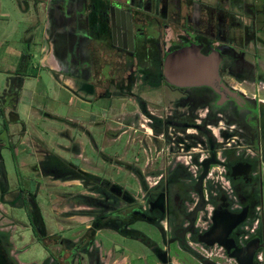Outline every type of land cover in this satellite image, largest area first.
<instances>
[{
	"label": "flooded vegetation",
	"instance_id": "1",
	"mask_svg": "<svg viewBox=\"0 0 264 264\" xmlns=\"http://www.w3.org/2000/svg\"><path fill=\"white\" fill-rule=\"evenodd\" d=\"M47 2L55 69L82 100L108 101L110 135L119 137V118L132 129L134 154L124 168L137 189L80 178L97 196L89 224L76 236L50 234L57 246L44 245L39 260L10 259L0 244V264H126L96 239L100 228L141 244L153 264H264V99L229 82L263 78L244 49L262 42L264 0ZM191 45L218 55L215 85L167 79L166 55ZM18 84L13 78L0 97L15 104ZM33 222L38 242L44 232Z\"/></svg>",
	"mask_w": 264,
	"mask_h": 264
},
{
	"label": "rangeland",
	"instance_id": "2",
	"mask_svg": "<svg viewBox=\"0 0 264 264\" xmlns=\"http://www.w3.org/2000/svg\"><path fill=\"white\" fill-rule=\"evenodd\" d=\"M47 1L0 0V96L13 81L21 53L27 56L26 73L34 71L33 75L23 76L15 107H10L14 106L10 95L0 97L3 110L0 129L3 120H7L5 134L0 133V170H4L0 174V187L3 192L6 190L2 199L7 201L1 203L0 194V244L10 259L19 257L22 262L39 260L43 246L51 245L50 234L76 236L89 224L97 196L80 178L97 176L125 189H137L124 168L134 154L130 143L132 129L120 123L119 118V137L110 135L116 124L102 110L108 101L95 99L93 95H86L87 101L82 100L66 89L76 87L73 80L65 76L64 70L55 69ZM259 39L261 43L248 45L244 51L245 59L255 64L256 72L263 78L250 85L233 79L229 82L240 87L245 84L251 93L264 99L263 33ZM72 77L78 82L77 77ZM123 102L117 101L119 116ZM11 110L16 112L17 121H12ZM138 129L142 134L143 128ZM137 144L139 154L134 161L142 167V144L139 141ZM64 161L67 163L62 168ZM29 217L44 232L38 242L31 237ZM135 226L142 229L139 224ZM96 239L104 249L114 245L119 252L117 258L126 264L154 262L141 244L122 238L111 229H98ZM137 255L140 259H136Z\"/></svg>",
	"mask_w": 264,
	"mask_h": 264
},
{
	"label": "water",
	"instance_id": "3",
	"mask_svg": "<svg viewBox=\"0 0 264 264\" xmlns=\"http://www.w3.org/2000/svg\"><path fill=\"white\" fill-rule=\"evenodd\" d=\"M216 52L202 54L196 46L176 49L164 58L167 79L176 85H215L218 81Z\"/></svg>",
	"mask_w": 264,
	"mask_h": 264
},
{
	"label": "trees",
	"instance_id": "4",
	"mask_svg": "<svg viewBox=\"0 0 264 264\" xmlns=\"http://www.w3.org/2000/svg\"><path fill=\"white\" fill-rule=\"evenodd\" d=\"M25 57H26V59H25ZM27 65H28V63H27V56L24 53H21L19 55V57H18V61L16 63V66L14 68V71H13L14 79L19 83L18 84V88L21 86L22 78H23L24 75H33L34 74V71H32V73H30V74H27L26 73V67H27ZM16 96H17V91H16ZM10 107L12 109L13 107H15V104H14V106L11 105ZM2 111L3 110L0 109V113H2ZM10 114H11V116L13 118L12 121H17L18 120V116H17V114H16L15 111L11 110L10 111ZM6 130H7V120L4 119L3 122H2V126H1V129H0V133H4L5 134ZM61 161L63 162V160H61ZM66 163L67 162L64 161L63 165H60V166L62 168H65V164Z\"/></svg>",
	"mask_w": 264,
	"mask_h": 264
},
{
	"label": "crops",
	"instance_id": "5",
	"mask_svg": "<svg viewBox=\"0 0 264 264\" xmlns=\"http://www.w3.org/2000/svg\"><path fill=\"white\" fill-rule=\"evenodd\" d=\"M22 84V83H21Z\"/></svg>",
	"mask_w": 264,
	"mask_h": 264
}]
</instances>
